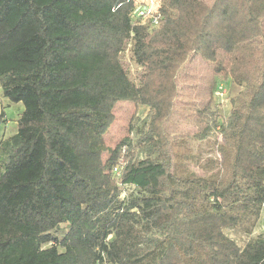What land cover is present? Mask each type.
<instances>
[{"label":"trees","instance_id":"16d2710c","mask_svg":"<svg viewBox=\"0 0 264 264\" xmlns=\"http://www.w3.org/2000/svg\"><path fill=\"white\" fill-rule=\"evenodd\" d=\"M145 3L0 0L2 95L24 106L0 141V264H264V232L244 247L226 233L253 216L251 234L264 208V0H159L155 27L133 22ZM245 49L249 98L222 122L207 108L201 138L218 130L222 159L199 176L164 129L177 74L197 55L242 86ZM121 102L148 107L149 122L109 149Z\"/></svg>","mask_w":264,"mask_h":264},{"label":"rangeland","instance_id":"374dc122","mask_svg":"<svg viewBox=\"0 0 264 264\" xmlns=\"http://www.w3.org/2000/svg\"><path fill=\"white\" fill-rule=\"evenodd\" d=\"M141 1L150 2V0ZM154 1L159 2V0ZM201 1L209 6L214 3V0ZM130 49L131 45H128L123 52V66L129 78L139 84L141 77H143V67L132 61ZM241 54L242 64L239 72L240 75L248 76L247 81H244L242 86L236 83L234 77L225 79L223 75L217 72L215 65L205 62L197 55H191L177 74V94L173 102V113L170 119L165 121L164 129L170 140L172 151H181L195 158L194 160H187L186 163L188 169L199 176H203V168L210 158L217 162H221L222 159L218 152V144L223 141L219 131L212 128L208 137L201 138L206 132L207 125L212 126V120L206 113L207 108L218 116L219 122H222L232 110L231 100L233 98L240 94L249 98L250 94L246 87L248 83H252V79L256 76L254 64L250 60L253 53L245 49ZM255 59H258L257 55H255ZM255 63L258 64L259 62ZM213 84L214 89L212 88ZM220 84L224 86L225 90L222 98L215 95V88ZM5 104L7 126L2 125L0 134L3 135L5 132L6 136H10L17 131V119L20 113H23L24 106L22 104L15 105L9 101ZM113 114L115 120L104 137L105 144L109 149H114L125 138L131 139L133 143L136 142L137 132L146 128L150 118L148 107H137L132 102L118 103L114 107ZM135 155L137 157L144 156L136 149ZM109 156V153H104L103 161H106ZM253 221L254 217L249 216L238 229L227 230L226 233L239 246L244 247L249 241L256 240L264 232V208L260 211L253 232L247 234V229L252 226ZM66 231L67 226L62 225L60 229L53 231V234L62 240Z\"/></svg>","mask_w":264,"mask_h":264},{"label":"built area","instance_id":"2783aa9c","mask_svg":"<svg viewBox=\"0 0 264 264\" xmlns=\"http://www.w3.org/2000/svg\"><path fill=\"white\" fill-rule=\"evenodd\" d=\"M133 22L135 24H150L151 26H158L162 19V15L159 11V2L150 0V2L139 6L132 15ZM225 90L222 84L218 85L215 95L222 98Z\"/></svg>","mask_w":264,"mask_h":264},{"label":"crops","instance_id":"0c3cea01","mask_svg":"<svg viewBox=\"0 0 264 264\" xmlns=\"http://www.w3.org/2000/svg\"><path fill=\"white\" fill-rule=\"evenodd\" d=\"M9 100L8 99H5L2 95V89H1V86H0V130L1 128L4 126L6 127L7 126V118H6V112H5V106L6 105L5 103H7ZM10 102V101H9ZM11 103V102H10ZM15 105H20V104H15ZM22 114V112L20 113V115ZM20 115H19V118H20ZM19 118L17 119V122L19 120ZM3 125V126H2ZM17 132V131H16ZM16 132L10 136H6L5 135V132L3 133V135L0 134V141L4 140V139H7L13 135L16 134Z\"/></svg>","mask_w":264,"mask_h":264}]
</instances>
